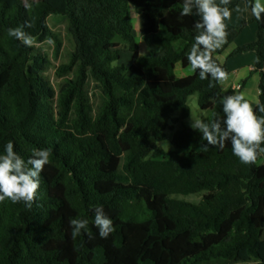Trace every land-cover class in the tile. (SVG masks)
Wrapping results in <instances>:
<instances>
[{
	"label": "trees",
	"instance_id": "obj_1",
	"mask_svg": "<svg viewBox=\"0 0 264 264\" xmlns=\"http://www.w3.org/2000/svg\"><path fill=\"white\" fill-rule=\"evenodd\" d=\"M219 3V0H215ZM231 0L230 11L240 3ZM31 5L30 10L25 7ZM183 0H0V154L11 141L25 161L32 149L51 150L33 206L0 202V264H264V153L245 165L225 147L201 150L202 134L186 125L189 98L198 94L205 119H223L221 83L199 79V70L180 77L198 34V16L179 17ZM130 5L140 16L141 38L160 47L140 53ZM67 19L74 50L57 75L36 46L8 35L24 30L34 41H62L49 18ZM179 17V18H178ZM258 24L256 69L264 104V20ZM246 22L226 26L234 41ZM123 49L132 53L121 61ZM94 83L95 91L89 89ZM97 98V102L94 100ZM257 117L264 116L256 106ZM180 127L173 148L160 143ZM261 147H264L262 142ZM202 193L199 203L176 195ZM94 206H103L115 231L101 238ZM88 220L72 239L70 219ZM91 233L89 238L88 233Z\"/></svg>",
	"mask_w": 264,
	"mask_h": 264
},
{
	"label": "clouds",
	"instance_id": "obj_2",
	"mask_svg": "<svg viewBox=\"0 0 264 264\" xmlns=\"http://www.w3.org/2000/svg\"><path fill=\"white\" fill-rule=\"evenodd\" d=\"M231 0H183L179 17L196 15L199 19L195 22L197 30L195 43L192 44L187 59L193 72L199 70V79L207 80L211 77L209 87H215V82L225 81L228 73L213 60L212 53L221 48L226 42L225 20L230 19L232 11L228 5ZM25 7L30 10L31 5ZM251 14L256 20H264V3L254 0L251 3ZM247 10V8L245 9ZM240 12V7H236ZM178 17V18H179ZM34 21L28 20L23 25L10 28L8 35L19 40L27 47L35 46L34 38L24 29L31 28ZM49 43H51L49 41ZM223 119H212L205 122L191 115L190 126L202 134L201 150L206 152L209 146L223 149L225 142L230 140L233 154L245 165H252L257 160L259 153H264V116L257 117L251 103L243 94L227 95L222 99ZM258 110L264 113V104H257ZM51 150L48 148L32 149L30 157L25 161L16 151L13 142L9 141L0 154V202L7 198L12 203H23L31 208L37 197L40 185V176L49 164ZM94 225L101 238L115 231L113 221L105 214L103 206H94ZM71 237L76 239L82 230L88 227V220L81 218L70 219ZM91 238V233H88Z\"/></svg>",
	"mask_w": 264,
	"mask_h": 264
},
{
	"label": "crops",
	"instance_id": "obj_3",
	"mask_svg": "<svg viewBox=\"0 0 264 264\" xmlns=\"http://www.w3.org/2000/svg\"><path fill=\"white\" fill-rule=\"evenodd\" d=\"M261 2L264 3V0H261ZM238 7H240L241 11L236 12V8L231 10L232 16L230 19L225 20V25L228 27L240 26L244 22H246L243 30L226 49L217 53L216 57L222 64H224L228 68L227 80L220 82L222 91L224 93H227L232 89L240 91L241 94L245 96V99L251 103L254 111L257 104L260 102L261 73L256 69L258 52L251 47L244 51L237 52V50L247 45H252L255 41H257L259 27L258 24L254 21V16H252L251 14L250 6L246 2L240 3ZM246 8L247 10H245ZM137 37L141 54H143L141 52L143 51L141 50L142 48L145 49L146 53L144 54L146 55H150L160 50V47L148 45L145 40L141 38L140 33ZM176 72L178 76L184 77L192 75L196 71L193 72L189 64L186 68L178 65ZM179 127L180 126L178 124H174L172 130L176 131Z\"/></svg>",
	"mask_w": 264,
	"mask_h": 264
},
{
	"label": "rangeland",
	"instance_id": "obj_4",
	"mask_svg": "<svg viewBox=\"0 0 264 264\" xmlns=\"http://www.w3.org/2000/svg\"><path fill=\"white\" fill-rule=\"evenodd\" d=\"M129 12L133 21L134 32L136 36H138L140 33L139 30L140 16L137 13V9L134 5H130ZM49 24L51 28L55 31V33L58 34V36L62 41L61 50L57 53L56 44L51 40H45L43 42L35 41V46L38 48V50L42 51L50 61V68L49 71L47 72V77L50 79L53 86L58 90L60 88L62 78L57 75L56 73L57 69L61 64L69 62L70 55L74 50L75 44L73 38L68 34V30H67L68 22L65 17H63L62 15H52L49 18ZM49 41L51 43H49ZM141 50H143L141 51L143 53L142 55H146L144 54L146 53L145 49L142 48ZM131 61H132L131 52L130 51L128 52L125 49H123L121 61L117 63L130 64ZM94 86H95L94 83L91 82L89 87L91 94H93L94 92L96 93L98 92L97 90L95 91ZM94 100L97 102L98 99L94 97ZM189 104L192 110L191 115H193L197 119H202L205 121L210 111L201 109L198 102V94H195L189 98ZM190 122H191V116L185 121V123L186 125L190 126ZM173 133L174 131L172 129L170 128L167 129L168 139L160 143L161 147L167 150L173 148L171 143ZM202 195H203L202 193H193L189 195H176V196L181 199H185L194 203H199L200 200L202 199Z\"/></svg>",
	"mask_w": 264,
	"mask_h": 264
},
{
	"label": "built area",
	"instance_id": "obj_5",
	"mask_svg": "<svg viewBox=\"0 0 264 264\" xmlns=\"http://www.w3.org/2000/svg\"><path fill=\"white\" fill-rule=\"evenodd\" d=\"M254 49L256 50L257 49V46H254Z\"/></svg>",
	"mask_w": 264,
	"mask_h": 264
}]
</instances>
